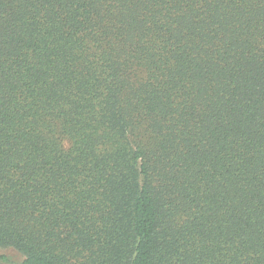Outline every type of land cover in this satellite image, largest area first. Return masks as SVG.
<instances>
[{
  "label": "trees",
  "instance_id": "1",
  "mask_svg": "<svg viewBox=\"0 0 264 264\" xmlns=\"http://www.w3.org/2000/svg\"><path fill=\"white\" fill-rule=\"evenodd\" d=\"M0 247L264 264V0H0Z\"/></svg>",
  "mask_w": 264,
  "mask_h": 264
},
{
  "label": "rangeland",
  "instance_id": "2",
  "mask_svg": "<svg viewBox=\"0 0 264 264\" xmlns=\"http://www.w3.org/2000/svg\"><path fill=\"white\" fill-rule=\"evenodd\" d=\"M23 258V255L14 248L0 247V264H21Z\"/></svg>",
  "mask_w": 264,
  "mask_h": 264
}]
</instances>
